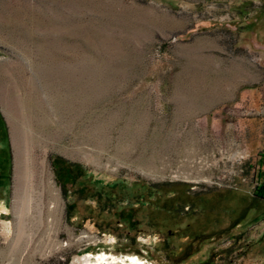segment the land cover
<instances>
[{
  "label": "rangeland",
  "instance_id": "1",
  "mask_svg": "<svg viewBox=\"0 0 264 264\" xmlns=\"http://www.w3.org/2000/svg\"><path fill=\"white\" fill-rule=\"evenodd\" d=\"M98 254L264 264V0H0V264Z\"/></svg>",
  "mask_w": 264,
  "mask_h": 264
},
{
  "label": "crops",
  "instance_id": "2",
  "mask_svg": "<svg viewBox=\"0 0 264 264\" xmlns=\"http://www.w3.org/2000/svg\"><path fill=\"white\" fill-rule=\"evenodd\" d=\"M203 97V96H202ZM204 97H206V98H210V99H212V101L210 102V101H206V102H200V106H208L210 103L211 104H215V105H217V104H221V103H223V100L225 99V98H229L230 97V94H227V93H225V92H216V91H214V92H210V93H208V94H206ZM252 98H254L255 99V102L254 103H256L257 104V100L259 99V97L257 96V94L255 93L254 94V96H252Z\"/></svg>",
  "mask_w": 264,
  "mask_h": 264
},
{
  "label": "bare ground",
  "instance_id": "3",
  "mask_svg": "<svg viewBox=\"0 0 264 264\" xmlns=\"http://www.w3.org/2000/svg\"><path fill=\"white\" fill-rule=\"evenodd\" d=\"M103 254H100L99 257L96 258V261L91 260L90 258L84 259L85 264H112L113 262L108 259L106 255L102 256ZM133 264H138L137 260H133ZM139 262V261H138Z\"/></svg>",
  "mask_w": 264,
  "mask_h": 264
},
{
  "label": "built area",
  "instance_id": "4",
  "mask_svg": "<svg viewBox=\"0 0 264 264\" xmlns=\"http://www.w3.org/2000/svg\"><path fill=\"white\" fill-rule=\"evenodd\" d=\"M99 256H100V254L97 255V257H99ZM97 257H95L94 259H96Z\"/></svg>",
  "mask_w": 264,
  "mask_h": 264
}]
</instances>
